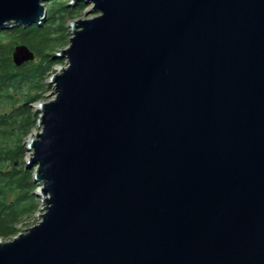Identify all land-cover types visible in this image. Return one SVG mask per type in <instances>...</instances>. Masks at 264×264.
I'll list each match as a JSON object with an SVG mask.
<instances>
[{
    "label": "water",
    "instance_id": "obj_1",
    "mask_svg": "<svg viewBox=\"0 0 264 264\" xmlns=\"http://www.w3.org/2000/svg\"><path fill=\"white\" fill-rule=\"evenodd\" d=\"M51 1L0 0V31ZM71 1L25 145L42 213L0 264H264V0Z\"/></svg>",
    "mask_w": 264,
    "mask_h": 264
},
{
    "label": "trees",
    "instance_id": "obj_2",
    "mask_svg": "<svg viewBox=\"0 0 264 264\" xmlns=\"http://www.w3.org/2000/svg\"><path fill=\"white\" fill-rule=\"evenodd\" d=\"M85 8L83 3L70 6L69 0H52L47 3L46 17L40 24L0 31V101L12 104L9 110L0 111L2 240L13 238L18 233L16 226L20 220L34 216L40 208L35 195L39 185L33 180V169L24 165L28 153L24 141L38 118L37 112L27 106L40 100L44 79L52 66L59 63L53 54L68 41L67 22L78 18ZM18 45L32 51L35 60L16 67L12 54Z\"/></svg>",
    "mask_w": 264,
    "mask_h": 264
},
{
    "label": "rangeland",
    "instance_id": "obj_3",
    "mask_svg": "<svg viewBox=\"0 0 264 264\" xmlns=\"http://www.w3.org/2000/svg\"><path fill=\"white\" fill-rule=\"evenodd\" d=\"M71 0H69V5L71 4ZM49 3V2H48ZM70 6H72V5H70ZM74 6V5H73ZM89 6H86V8H85V11L81 14V15H79V17L78 18H82V19H86V18H90L91 16H87L86 17V15H85V13L89 10ZM44 9H45V11H46V13H47V3H44ZM46 17V16H45ZM75 20V19H74ZM73 21V20H72ZM71 20L70 21H68L67 22V28H68V33H69V37H68V40H69V38L72 36V34H71V30L69 29V24H70V22H72ZM41 23V22H40ZM68 41H67V43H66V45H64L63 47H60V48H58L57 50H55L54 51V56H56L57 58H59L58 57V54H59V52H60V50L61 49H63V48H65L67 45H68ZM35 60V59H34ZM33 62V61H32ZM59 67H65V59L63 60V59H60L59 58V63L57 64V65H54V66H52V68H51V71L48 73V75L46 76V78L44 79L45 81L43 82V88H42V91H41V93H40V101H37V102H35V103H32V104H30L29 106H27V108H30V110L32 111V112H37V116L39 115V113H38V110L36 109V107H35V105L38 103V102H47L49 99H51L52 98V96H49V94L50 93H52V91H53V88H52V86L51 85H49L48 84V80H49V78H50V76L52 75V74H54V73H56L57 71H58V68ZM23 102V101H22ZM22 102H18L17 104H21ZM12 107V104H10V103H6V102H1L0 101V111H2V110H9L10 108ZM37 121V120H36ZM39 131V129H38V127H37V122H36V126L34 127V129L31 131V133H36V132H38ZM31 133H30V135H31ZM30 135H28L27 136V138L25 139V141H24V143H25V145H26V141H27V139H28V137L30 136ZM26 148V147H25ZM29 154V152L26 154V157L24 158V165L28 168V169H33V180H34V171H35V168L37 167V166H31V165H28V163H27V159H28V155ZM38 197V196H37ZM38 199H39V201H40V198L38 197ZM40 203V208H39V210L34 214V216H31V217H25V218H23L22 220H20V222L17 224V226H16V229H17V231H18V233L17 234H20V233H23L26 229H28L29 227H32L33 225H35V224H37V222H38V218H37V215L38 214H41L42 213V211H41V202H39ZM16 234V235H17ZM15 235V236H16ZM14 236V237H15ZM12 239V238H11ZM11 239H6V240H2V239H0V241H2V242H6V241H10Z\"/></svg>",
    "mask_w": 264,
    "mask_h": 264
},
{
    "label": "bare ground",
    "instance_id": "obj_4",
    "mask_svg": "<svg viewBox=\"0 0 264 264\" xmlns=\"http://www.w3.org/2000/svg\"><path fill=\"white\" fill-rule=\"evenodd\" d=\"M44 11H45V9H44ZM46 12V11H45ZM69 29L70 30H73L74 28H73V24H72V22H70V24H69ZM60 68H62V67H59L58 68V70L60 69ZM40 101V100H39ZM35 107H36V109H38L39 108V103H37L36 105H35ZM35 134L36 133H31V135L28 137V139H27V142H29L30 140H32V139H34V136H35ZM39 205V204H38Z\"/></svg>",
    "mask_w": 264,
    "mask_h": 264
}]
</instances>
